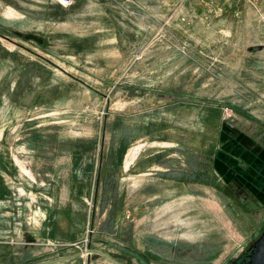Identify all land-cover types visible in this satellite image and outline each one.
Instances as JSON below:
<instances>
[{
	"label": "rangeland",
	"instance_id": "obj_1",
	"mask_svg": "<svg viewBox=\"0 0 264 264\" xmlns=\"http://www.w3.org/2000/svg\"><path fill=\"white\" fill-rule=\"evenodd\" d=\"M76 1L0 0V264H225L264 228V0L190 50L174 0Z\"/></svg>",
	"mask_w": 264,
	"mask_h": 264
},
{
	"label": "crops",
	"instance_id": "obj_2",
	"mask_svg": "<svg viewBox=\"0 0 264 264\" xmlns=\"http://www.w3.org/2000/svg\"><path fill=\"white\" fill-rule=\"evenodd\" d=\"M133 1L134 0H132L129 4L131 7L130 10L132 7L134 8L135 2L133 3ZM148 2H155L156 8H158L156 19L154 20L155 24L153 26L158 27L160 24L165 26L166 17L164 10L166 6L164 5L163 0H150ZM135 4L139 7L141 6L140 3ZM172 4V7H170L172 11L169 12L168 15H170L169 17L173 19V38L176 41L182 40L185 43H189V45L187 44L189 50L193 48L190 47L193 42L204 43L205 48L207 49L210 44L223 45L229 41H235V35L238 34L237 27L239 25V20L243 21L245 17V4L241 0H174ZM136 9L139 8L136 7ZM134 14L136 13L134 12ZM146 16L150 17L149 14H146ZM150 18L153 19L152 17ZM146 26H148L149 29L152 28L151 23L146 24ZM251 46L255 45H250L249 48ZM247 155V158L252 163V167L249 169L251 173L248 174L263 176L264 157L261 158V156H263L264 153L260 150V147H254L251 152H247ZM171 170L172 176L180 179L182 173L180 171H176L175 166L173 165ZM175 175H178V177ZM247 177L251 179L249 175H247ZM261 185H263L262 180L260 181L259 186ZM96 245L99 248H102V245ZM135 250L140 251L138 249ZM134 259L136 258H133V261L126 260L127 262L124 263L136 264ZM76 262H78V264H85L87 259L85 262V260L83 261L82 257L79 256L59 264H76ZM141 263L144 264V262ZM86 264L114 263L106 257L101 256L91 257L90 261ZM147 264L149 263L147 262Z\"/></svg>",
	"mask_w": 264,
	"mask_h": 264
},
{
	"label": "water",
	"instance_id": "obj_3",
	"mask_svg": "<svg viewBox=\"0 0 264 264\" xmlns=\"http://www.w3.org/2000/svg\"><path fill=\"white\" fill-rule=\"evenodd\" d=\"M264 47L263 44L257 45V48L262 49ZM254 46H251L250 49H253ZM252 251L249 254V257L244 259L243 261L240 262V264H264V230L261 233V235L254 241L253 245L251 246ZM91 252L98 253L110 261H112L114 264H126L122 262L119 258L111 254L110 252H107L103 249L100 248H93L90 250ZM81 252H76L73 254L61 256L59 258L55 259H50L46 261H42L39 263H34V264H54V263H59L63 262L72 258H75L77 256H80Z\"/></svg>",
	"mask_w": 264,
	"mask_h": 264
},
{
	"label": "flooded vegetation",
	"instance_id": "obj_4",
	"mask_svg": "<svg viewBox=\"0 0 264 264\" xmlns=\"http://www.w3.org/2000/svg\"><path fill=\"white\" fill-rule=\"evenodd\" d=\"M264 228H261L259 232L253 237L252 239H249L246 244L243 246L241 250L235 255L230 257L225 264H240L241 261L249 257V254L252 251L251 246L253 245L254 241L261 235Z\"/></svg>",
	"mask_w": 264,
	"mask_h": 264
},
{
	"label": "built area",
	"instance_id": "obj_5",
	"mask_svg": "<svg viewBox=\"0 0 264 264\" xmlns=\"http://www.w3.org/2000/svg\"><path fill=\"white\" fill-rule=\"evenodd\" d=\"M54 1L57 3H60L66 9H69L70 7H72L76 2V0H54ZM247 1L251 3H255L258 0H247ZM162 27H164V25L161 26V29Z\"/></svg>",
	"mask_w": 264,
	"mask_h": 264
},
{
	"label": "trees",
	"instance_id": "obj_6",
	"mask_svg": "<svg viewBox=\"0 0 264 264\" xmlns=\"http://www.w3.org/2000/svg\"><path fill=\"white\" fill-rule=\"evenodd\" d=\"M76 2H77V1H76ZM75 5H76V4H74L73 7H74ZM228 106H229V105H228ZM188 162H189L190 166L193 167V168H192L193 170L196 169V167H195L196 164H195V163H190V160H189ZM100 177H101V172H100ZM104 181H106V184L109 185V183H111L112 180H111V177H109V175H108V177H107V175H106L105 178H104Z\"/></svg>",
	"mask_w": 264,
	"mask_h": 264
},
{
	"label": "bare ground",
	"instance_id": "obj_7",
	"mask_svg": "<svg viewBox=\"0 0 264 264\" xmlns=\"http://www.w3.org/2000/svg\"><path fill=\"white\" fill-rule=\"evenodd\" d=\"M130 152V151H129ZM133 156H134V151L133 152H130V154H128V157H127V165H129V162H130V160L133 158Z\"/></svg>",
	"mask_w": 264,
	"mask_h": 264
}]
</instances>
